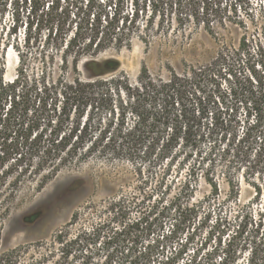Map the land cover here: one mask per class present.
<instances>
[{
	"label": "trees",
	"instance_id": "1",
	"mask_svg": "<svg viewBox=\"0 0 264 264\" xmlns=\"http://www.w3.org/2000/svg\"><path fill=\"white\" fill-rule=\"evenodd\" d=\"M130 2L0 0V21L11 17L0 23V47L18 58L10 80L0 64V228L26 195L92 157L130 163L138 180L75 210L49 237L0 251V264H178L190 239L181 235L200 208L191 202L200 178L217 192L218 162L224 171L243 164L246 174H264V85L236 83L245 39L207 64L168 66L164 75L143 66L133 80L116 58H97L176 27L214 34V23L225 21L222 0ZM233 9L229 23L238 27L264 14L248 9L243 18ZM180 166L188 180L168 197V175ZM236 218L222 256L205 264H237L245 254L244 264H264L263 214ZM183 264L200 263L193 256Z\"/></svg>",
	"mask_w": 264,
	"mask_h": 264
},
{
	"label": "rangeland",
	"instance_id": "2",
	"mask_svg": "<svg viewBox=\"0 0 264 264\" xmlns=\"http://www.w3.org/2000/svg\"><path fill=\"white\" fill-rule=\"evenodd\" d=\"M222 5L226 8L221 15L225 21L220 22L218 19L214 23L216 34H209L201 28L182 31L183 29L176 27L168 35H158L150 44L134 38L130 48L106 50L97 58H116L121 64L120 71L133 80L143 66L153 74L164 75L168 66L181 72L186 65L207 64L221 48H238L245 39V49L238 59L239 65H236V83L242 79L249 86L253 84L255 90H259L264 85V14L257 23L246 21V27H238L229 22L236 17L233 9L235 6L237 15L246 18L245 10L248 9L256 14L260 10L264 13V2L222 0ZM9 22L11 17L7 14L0 21L1 25L6 26H9ZM2 63L4 78L12 79L18 58L17 52L11 46L0 47V64ZM234 80L235 77L231 79ZM223 87H226L225 84ZM228 101H231L229 97ZM243 111L244 108L240 106L237 116L241 119L244 118ZM243 128V124L238 125V134ZM206 145L202 147V152L207 151ZM187 167H174L168 175V183L171 182L168 197L178 191L177 187L183 180H188ZM133 172L134 166L130 163L98 157L64 168L40 191L26 195L18 208L3 222L0 228V251L45 239L65 224L75 210L86 211L90 203L99 204L121 191L131 190L138 181ZM245 172L243 164L233 165L231 169L224 171L218 162L214 171L217 192L200 178L191 200L200 205V208L189 229L181 235L183 240L185 237L190 239L186 252L177 261L178 264H183L193 256L200 264L210 262L211 258L213 261L218 260L234 234L238 222L236 214L246 213L256 220L258 214L262 213L264 230V174L253 176ZM215 249L218 252L214 258L212 252ZM169 251L167 249L166 254ZM247 258V254L241 256L237 264H244Z\"/></svg>",
	"mask_w": 264,
	"mask_h": 264
}]
</instances>
